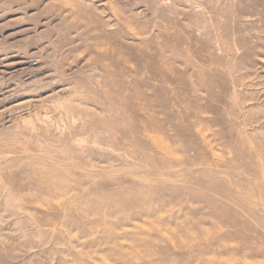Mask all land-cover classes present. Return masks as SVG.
I'll use <instances>...</instances> for the list:
<instances>
[{
	"label": "rangeland",
	"instance_id": "obj_1",
	"mask_svg": "<svg viewBox=\"0 0 264 264\" xmlns=\"http://www.w3.org/2000/svg\"><path fill=\"white\" fill-rule=\"evenodd\" d=\"M209 244L264 264V0H0V264Z\"/></svg>",
	"mask_w": 264,
	"mask_h": 264
},
{
	"label": "bare ground",
	"instance_id": "obj_2",
	"mask_svg": "<svg viewBox=\"0 0 264 264\" xmlns=\"http://www.w3.org/2000/svg\"><path fill=\"white\" fill-rule=\"evenodd\" d=\"M160 51H162V49ZM141 54L149 62H151L153 64V66H156L157 68H159L158 64L154 65V63L159 61V60H161L160 65H162L164 67H168L170 65H173V63L171 61L172 60L171 57L170 58L166 57V55L162 52H159V51L147 52V51L141 50ZM244 221L246 222L245 219H244ZM232 222H234V219L232 220ZM245 226H246V224H243V227H245ZM204 233L208 234L207 232H204ZM229 236L232 237V236H235V234L231 233V234H229ZM249 239L250 238L248 237V235H246L245 240H247L248 243H250ZM253 244L254 245L251 247V249L255 248V250L258 251V253H262L260 245L258 243H256V244L253 243ZM214 251H215V249L212 246V244H209L208 246H204V247H200V248H191L189 251L187 249L185 252L181 253L182 254V261H184V264H190V262L192 260H198L201 257V255H203L205 253H213Z\"/></svg>",
	"mask_w": 264,
	"mask_h": 264
}]
</instances>
